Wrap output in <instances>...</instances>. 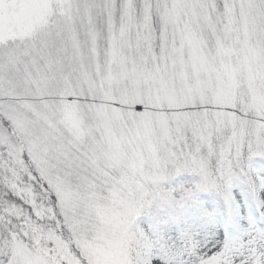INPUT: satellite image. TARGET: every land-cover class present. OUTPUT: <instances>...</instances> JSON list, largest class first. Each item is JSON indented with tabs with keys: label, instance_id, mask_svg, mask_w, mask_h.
Returning <instances> with one entry per match:
<instances>
[{
	"label": "snow or ice",
	"instance_id": "snow-or-ice-1",
	"mask_svg": "<svg viewBox=\"0 0 264 264\" xmlns=\"http://www.w3.org/2000/svg\"><path fill=\"white\" fill-rule=\"evenodd\" d=\"M0 264H264V0H0Z\"/></svg>",
	"mask_w": 264,
	"mask_h": 264
}]
</instances>
